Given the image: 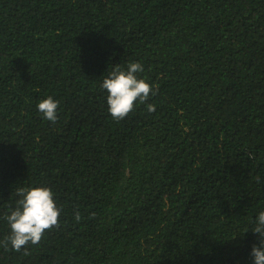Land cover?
<instances>
[{
	"label": "trees",
	"instance_id": "obj_1",
	"mask_svg": "<svg viewBox=\"0 0 264 264\" xmlns=\"http://www.w3.org/2000/svg\"><path fill=\"white\" fill-rule=\"evenodd\" d=\"M131 62L156 94L116 120ZM22 187L60 224L17 252ZM260 211L264 0H0V264H253Z\"/></svg>",
	"mask_w": 264,
	"mask_h": 264
},
{
	"label": "clouds",
	"instance_id": "obj_2",
	"mask_svg": "<svg viewBox=\"0 0 264 264\" xmlns=\"http://www.w3.org/2000/svg\"><path fill=\"white\" fill-rule=\"evenodd\" d=\"M143 71L139 62H131L126 70L116 64L112 71L104 78L101 87L107 91L106 102L108 112L113 119H124L133 111L137 101L145 103L150 95H155L149 83L138 77ZM58 101L51 96L41 100L37 109L43 117L51 122L57 120ZM147 111H155L154 104H147ZM16 207L4 217L10 227V235L3 244L11 245L14 251L19 252L27 244H38L45 231L59 227L60 209L57 207L53 193L48 187H22L17 189ZM79 221V212L75 214ZM251 232L258 237V243L250 248V257L253 264H264V211H260L252 220Z\"/></svg>",
	"mask_w": 264,
	"mask_h": 264
}]
</instances>
